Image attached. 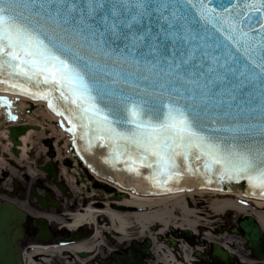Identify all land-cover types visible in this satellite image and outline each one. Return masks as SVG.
Masks as SVG:
<instances>
[{"label": "snow or ice", "instance_id": "1", "mask_svg": "<svg viewBox=\"0 0 264 264\" xmlns=\"http://www.w3.org/2000/svg\"><path fill=\"white\" fill-rule=\"evenodd\" d=\"M0 84L157 186L196 161L264 194V0H0Z\"/></svg>", "mask_w": 264, "mask_h": 264}, {"label": "flooded vegetation", "instance_id": "2", "mask_svg": "<svg viewBox=\"0 0 264 264\" xmlns=\"http://www.w3.org/2000/svg\"><path fill=\"white\" fill-rule=\"evenodd\" d=\"M41 140H43L41 141L42 147L34 148L31 152L30 157L32 160L27 163L29 165H22L24 168L21 171L20 178L15 179L12 177L8 179L10 171L8 162L5 164L6 168L0 170L1 173L5 171L0 175V204H12L24 213V218L20 222L22 236L16 241L15 249L10 252L11 256L13 258L17 257L20 260V264H29L31 263L30 259L40 264H101L102 261L109 259L112 254L125 253L127 248L133 243L142 246L146 240L143 236L131 235L129 238L118 239L115 233L103 230L102 226L105 222L102 221L101 214L92 223L84 221L76 227L68 226L72 223L73 214L85 212L88 206H94L95 209L102 210L105 203L129 199L130 195L123 191L111 195V185L107 181L95 178L85 167L82 168L80 164L74 162L75 160L78 161V158L72 153L71 144L67 145L62 155L61 142L57 143L58 138H55V135L44 131ZM59 145L60 151H58ZM47 161H51L53 164L56 173L55 178L39 171L41 163ZM28 166L37 168L38 171L34 176H31L26 171ZM5 181L6 183H4ZM112 206L124 211H133L134 209V207L129 205L113 204ZM230 212L225 211L221 214V226L215 228L211 226L209 229L220 241L203 239L202 233L204 231L194 237L195 242L201 241L203 244L197 264H215L210 259L212 243H216L226 250L234 260L245 264L255 263L253 253L245 248L244 237L233 234L230 231L233 226L238 227V222L245 216L236 215L234 222L225 223L224 221ZM218 217L209 215L211 219L209 221L215 219L219 221ZM260 227L264 234V228L261 225ZM95 228L100 231V234L96 241L93 242L90 250L67 251L66 255L58 252L51 253L50 256L45 258L43 253L54 247H63L91 240ZM218 234L223 235L218 236ZM69 237L79 240L70 244H61L63 240ZM167 237H169L168 233L163 235V238ZM233 237L242 238L241 247L234 246L235 240H233ZM178 246L179 243H176L175 246H170V248H173L172 252L178 255V261H182ZM35 247H39V249L36 250ZM44 259L48 260L45 261ZM142 259L146 264H154L156 256L154 254L151 257L142 256ZM259 264H264L263 260L259 261Z\"/></svg>", "mask_w": 264, "mask_h": 264}, {"label": "bare ground", "instance_id": "3", "mask_svg": "<svg viewBox=\"0 0 264 264\" xmlns=\"http://www.w3.org/2000/svg\"><path fill=\"white\" fill-rule=\"evenodd\" d=\"M0 96L9 97L11 100L22 98V100L26 103V101H30L29 98H25L24 95H14L10 92H0ZM36 107H38L35 111H40L39 115L41 116V120L44 119L50 121L51 119H56L53 111H49L48 113L45 109H43V105H46L45 100L35 99ZM34 102V100H33ZM2 111L3 108H0ZM38 115V114H37ZM35 122V119H31V122ZM3 126V123H1ZM4 130L9 128V126L2 127ZM53 135L61 141V138L64 136L63 130H57L54 127L50 128ZM2 135H5V131H0ZM0 134V135H1ZM39 135H35L33 130L27 132V134H23L20 137L22 146H18V149H21V154L19 158L16 159L13 156L11 158L18 163L24 162L28 159L27 151L28 145L29 148L33 149V144L36 140L39 139ZM9 141L7 146L9 145L10 138H7ZM60 151V149H58ZM29 167V166H28ZM6 165L4 162L0 161V169H5ZM30 169V167H29ZM14 173L9 171V175ZM99 178L98 176H96ZM102 180L101 178H99ZM202 180V179H201ZM103 181V180H102ZM203 181V180H202ZM117 187L118 185L115 184ZM119 191H123L121 188H117ZM130 192V198L124 199L121 201H111L109 203H105L102 207V210H97L94 206H88L85 212H79L73 214L71 221L68 226L76 227L80 223L86 221L87 223H92L98 219V215L102 216V221H104V225L102 229L115 233L118 236V239H123L124 237L129 238L131 235H136L138 237L149 236L153 240L152 250L153 254L156 256V260L154 264H190L192 261V255H189V252H192V248L189 244H187L184 240H179L180 245L178 247L181 256L183 257L182 261H178V255L175 252H172L173 248L167 246L166 243L161 244L157 240H154V235H164L167 232L168 227H173L177 230L179 229H190L193 233L200 234L201 230L204 231L202 233L203 239L207 241H219L217 237L209 231L211 224L217 222L218 219L208 221L203 215L211 214L214 217H218L225 210H233L236 215H252L254 216L260 225L264 228V201H255L258 209L256 210L253 207L241 205V199L244 198V194L239 189H231V190H218L215 188L206 187L204 183L200 185L196 190H180L177 192H168V193H155L154 195L147 194H136L134 192ZM111 195L113 193L118 194L117 190L110 191ZM195 196L201 197V199L207 197L205 200L199 201L198 203H194L192 200ZM246 199V198H244ZM249 199V198H247ZM123 205V206H132L134 207L133 211L131 210H119L112 205ZM199 207V209H194L195 207ZM94 208V209H93ZM99 213V214H97ZM202 214V215H200ZM99 216V217H100ZM211 217V216H210ZM157 225L158 230L156 232L150 230V226ZM100 231L98 229H94V235L89 241L78 242L75 244H70L66 246L54 247L47 252H40L47 256H50L51 253H62L66 255L68 252H77L82 250H90L93 242L99 237ZM36 250L39 247H35ZM194 249V248H193ZM200 249V248H197ZM68 251V252H67ZM39 252V251H38ZM45 261L48 259H44ZM29 264H40L35 262L33 259Z\"/></svg>", "mask_w": 264, "mask_h": 264}, {"label": "water", "instance_id": "4", "mask_svg": "<svg viewBox=\"0 0 264 264\" xmlns=\"http://www.w3.org/2000/svg\"><path fill=\"white\" fill-rule=\"evenodd\" d=\"M2 85V84H0ZM3 104H8V102L5 99H1ZM60 105L62 103L59 101ZM28 129L27 126H16V127H10L9 128V138L12 139L13 143L16 145L21 144V141L16 139L18 135L24 133ZM80 133L81 130L79 129ZM84 143L87 145L86 141L83 140ZM95 151V153L98 154L95 147L92 145L90 147ZM16 153L17 151L14 150ZM107 153V152H106ZM108 157L100 154V156L103 158V161L101 164L105 163L103 166L105 169L109 168L113 171V173L119 177L120 179H133L137 183H143L147 184L150 187H156L157 185L152 182L148 177L151 174L150 169L146 167H140L138 171H129L128 168L125 166L122 162H116L113 161L110 157V155L107 153ZM192 167L196 169L199 167L198 171L193 172H187L184 171L183 167L181 168L182 175L179 178H174L172 180H169L166 185L158 186L160 189H170V184L173 183L175 187H179L181 183L191 180H196L200 176L215 181L216 184L222 188L229 187L231 185L237 184L242 185L256 194L262 195L261 190L259 188H254L252 184L249 183V180L246 177H237L232 176L231 178L227 175H224L222 178L219 174V169L215 170L214 173H208L205 174L203 171L202 163L200 165L197 164L196 161H193ZM44 171L51 174L53 177H55L54 171L52 170L51 166L48 164L45 167H42ZM206 187L215 188L214 186L206 185ZM217 189V188H215ZM225 191V190H224ZM145 194V193H141ZM140 194V195H141ZM22 219V213L19 212L16 208H14L12 205H0V264H19L18 259L16 257H12L10 252L14 249V244L16 242V239L20 236V227L19 222ZM240 228L244 232V236L247 239L248 243L247 246L252 248H257V243L262 238V231L260 230L259 226L254 222L253 218L251 216L247 217V219H244L239 222ZM232 231L236 232V229H232ZM183 234H185L186 237H191L192 232L189 229L182 230ZM171 243H173L172 239H170ZM149 241H147V244ZM260 247L264 248V242ZM254 250V249H252ZM143 252H147V248H143ZM213 255H216L220 258L221 262H224L225 264H229L228 256L225 251H220V247L216 244L213 245ZM142 264L140 260V253L138 252L137 246L130 247L126 254L123 255H116L113 256L111 259L107 260L106 262L102 264Z\"/></svg>", "mask_w": 264, "mask_h": 264}, {"label": "rangeland", "instance_id": "5", "mask_svg": "<svg viewBox=\"0 0 264 264\" xmlns=\"http://www.w3.org/2000/svg\"><path fill=\"white\" fill-rule=\"evenodd\" d=\"M40 142L41 141H43V140H39ZM40 145V144H39ZM21 169H23L21 166H18V168H17V170H15L14 169V171H15V173H16V176H18L17 178H20V171L19 170H21ZM3 172H5V171H3ZM2 172V173H3ZM2 173L0 172V175H2ZM10 178H12L11 176H9L8 177V179H10ZM4 183H6V181L4 182ZM6 185V184H5ZM207 197H205V198H203V199H201V197H199V196H195L194 197V199L192 200L194 203H198V206H200V204H199V201H202V200H205ZM196 209H199V207H196ZM235 216H234V215ZM209 215H211V214H205V215H203V217H205V219L206 220H211L210 218H209ZM220 220L218 221V222H214L213 224H211V226L213 227V228H215V227H219V226H221L222 225V219H221V215L218 217ZM236 220V214H235V212L234 211H232V212H230V214H229V216L228 217H226V220L224 221L225 223H232V222H234ZM150 229L152 230V231H155L156 229H158V226L157 225H152L151 227H150ZM168 230V229H167ZM221 235H223V234H218V236H221ZM233 240H235V244H234V246L235 247H241L242 246V243H243V240H242V238L241 237H233ZM220 241V240H219ZM197 242V241H196ZM198 244H202L201 243V241H199V242H197Z\"/></svg>", "mask_w": 264, "mask_h": 264}]
</instances>
